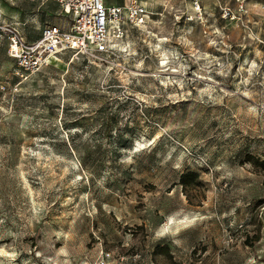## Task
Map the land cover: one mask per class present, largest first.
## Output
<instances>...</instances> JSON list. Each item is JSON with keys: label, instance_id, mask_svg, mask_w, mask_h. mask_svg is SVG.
Masks as SVG:
<instances>
[{"label": "rangeland", "instance_id": "374dc122", "mask_svg": "<svg viewBox=\"0 0 264 264\" xmlns=\"http://www.w3.org/2000/svg\"><path fill=\"white\" fill-rule=\"evenodd\" d=\"M138 1L114 54L30 74L6 29L63 11L0 0V264H264V0Z\"/></svg>", "mask_w": 264, "mask_h": 264}, {"label": "built area", "instance_id": "2783aa9c", "mask_svg": "<svg viewBox=\"0 0 264 264\" xmlns=\"http://www.w3.org/2000/svg\"><path fill=\"white\" fill-rule=\"evenodd\" d=\"M54 1L72 19L68 30L47 26L39 40L28 42L15 29H6L8 54L26 73H36L52 59L67 53L72 60L114 54L113 40L118 42L124 38V26L146 27L152 15L138 0H125L121 5H108V0ZM193 4L201 12L199 0H193Z\"/></svg>", "mask_w": 264, "mask_h": 264}, {"label": "trees", "instance_id": "16d2710c", "mask_svg": "<svg viewBox=\"0 0 264 264\" xmlns=\"http://www.w3.org/2000/svg\"><path fill=\"white\" fill-rule=\"evenodd\" d=\"M198 174L194 172H187L181 176L180 185L183 189L188 190L197 184Z\"/></svg>", "mask_w": 264, "mask_h": 264}, {"label": "crops", "instance_id": "0c3cea01", "mask_svg": "<svg viewBox=\"0 0 264 264\" xmlns=\"http://www.w3.org/2000/svg\"><path fill=\"white\" fill-rule=\"evenodd\" d=\"M52 1H54V0H52ZM55 3H57L56 1H54ZM58 4V3H57ZM59 5V7L61 8V6H60V4H58ZM62 9V8H61ZM63 11V10H62ZM37 13H39V10H37V11H35L34 12V16H36V14ZM63 16H64V21H62L61 23H59L58 25V28H60V29H62V30H68L69 29V26H70V24H71V21H72V19H71V17L70 16H68L67 14H65L64 12H63V14H62ZM55 27H57V26H55ZM41 36H42V34H41ZM41 36L39 37V38H35V39H33V40H30V41H28V42H35V41H37V40H39L40 38H41Z\"/></svg>", "mask_w": 264, "mask_h": 264}, {"label": "bare ground", "instance_id": "6f19581e", "mask_svg": "<svg viewBox=\"0 0 264 264\" xmlns=\"http://www.w3.org/2000/svg\"><path fill=\"white\" fill-rule=\"evenodd\" d=\"M57 59V58H56Z\"/></svg>", "mask_w": 264, "mask_h": 264}]
</instances>
